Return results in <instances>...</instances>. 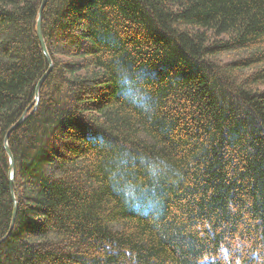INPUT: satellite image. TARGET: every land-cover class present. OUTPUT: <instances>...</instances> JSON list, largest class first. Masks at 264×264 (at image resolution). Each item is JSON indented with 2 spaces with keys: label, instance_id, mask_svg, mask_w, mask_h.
Segmentation results:
<instances>
[{
  "label": "trees",
  "instance_id": "trees-1",
  "mask_svg": "<svg viewBox=\"0 0 264 264\" xmlns=\"http://www.w3.org/2000/svg\"><path fill=\"white\" fill-rule=\"evenodd\" d=\"M41 3L0 0V264H264V0H47L31 112Z\"/></svg>",
  "mask_w": 264,
  "mask_h": 264
},
{
  "label": "water",
  "instance_id": "water-1",
  "mask_svg": "<svg viewBox=\"0 0 264 264\" xmlns=\"http://www.w3.org/2000/svg\"><path fill=\"white\" fill-rule=\"evenodd\" d=\"M47 2V0H42V3L40 5L39 11H38V17H37V24H36V32H37V36L41 45V48L44 52V55L48 61V69L45 71V73L41 76L40 80L38 81L37 85H36V96L34 99V103L32 106V111L35 110L36 105H37V100H38V89L41 85V83L44 81V79L47 77L48 73L50 72L51 68H52V63H51V59L49 57V54L46 50V45H45V41L42 35V9L45 5V3ZM24 116L21 117L7 132L6 136H5V143H4V147L6 152L9 155V167H10V173H9V187H10V194H11V198H12V203H13V209H12V218H11V222L9 225V230L8 232L11 231V229L13 228L14 225V221H15V216L17 213V209H18V201L16 199V195H15V188H14V179H13V175H14V161H13V157L12 154L10 152V149L8 147V143H7V138L9 133L11 132L12 129H14L22 120H23Z\"/></svg>",
  "mask_w": 264,
  "mask_h": 264
}]
</instances>
